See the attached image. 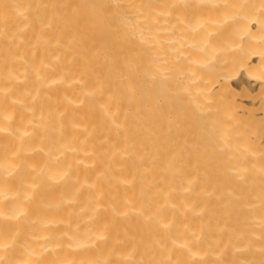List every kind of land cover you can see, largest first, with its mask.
<instances>
[{"label":"bare ground","instance_id":"bare-ground-1","mask_svg":"<svg viewBox=\"0 0 264 264\" xmlns=\"http://www.w3.org/2000/svg\"><path fill=\"white\" fill-rule=\"evenodd\" d=\"M0 264H264V0H0Z\"/></svg>","mask_w":264,"mask_h":264}]
</instances>
